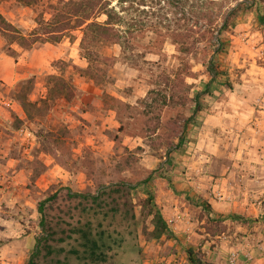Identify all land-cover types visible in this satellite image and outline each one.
Returning a JSON list of instances; mask_svg holds the SVG:
<instances>
[{
    "label": "rangeland",
    "instance_id": "obj_1",
    "mask_svg": "<svg viewBox=\"0 0 264 264\" xmlns=\"http://www.w3.org/2000/svg\"><path fill=\"white\" fill-rule=\"evenodd\" d=\"M71 1L0 0L4 51L19 60L45 48L36 55L37 72L11 89L3 87L28 113L6 126L4 136L13 139L0 144L25 169L21 193L27 199L0 207V216L16 219L14 237L31 236L18 259L0 255L5 264H192L190 247L211 264H264V219L222 221L218 217L227 213L213 205L209 212L183 193L217 207L234 200L230 187L239 202L259 205L251 214L240 213L264 215V134L257 136L254 120L203 129L206 113L237 103L239 83L246 82L252 93L249 106L264 103V95L253 94L264 93V23L258 10L264 13V0H239L243 4L219 36L221 48V42H194L189 50L171 40L125 47L83 42V29L68 27L70 11L78 8ZM213 58L215 76L208 70ZM79 80L91 82L98 93L80 87ZM206 83L210 90L199 98L195 114L196 95ZM61 88L65 95H59ZM61 97L75 102L65 114L56 104ZM201 136L216 151L206 144L189 149ZM151 174L135 189L122 184ZM70 189L101 197H72ZM54 193L43 228L39 204ZM149 198L169 225L160 237Z\"/></svg>",
    "mask_w": 264,
    "mask_h": 264
},
{
    "label": "trees",
    "instance_id": "obj_2",
    "mask_svg": "<svg viewBox=\"0 0 264 264\" xmlns=\"http://www.w3.org/2000/svg\"><path fill=\"white\" fill-rule=\"evenodd\" d=\"M233 1H238V5L233 6ZM70 3L77 4L78 8L75 13L70 11L69 19L67 18V23L70 25L68 27H81L84 31L83 42L97 41L103 44L122 42V46L125 47V42H167L171 40L177 42L179 50H189L195 45L194 42L196 44L197 42H212L213 45L221 42V48L223 40L219 36L229 26L230 16L243 4L239 0H73ZM258 10L260 20L264 23V13L260 6ZM188 42H193V44L190 45ZM215 68V59L213 58L208 65V70L214 76L217 72ZM209 90L210 83H206L205 90L197 93L195 114L201 109L199 98ZM63 91L64 89L61 88L58 91L59 95H65ZM152 178L153 174L137 183L122 182V184L135 189ZM169 181L173 187L171 180ZM107 188L108 186L103 187L102 191ZM177 193L181 192L177 191ZM183 193L196 205L205 207L209 212L213 211L210 202L204 206L189 196L188 192L184 191ZM69 195L94 200L101 197V193L73 192L71 189ZM57 197L58 193H54L41 200L39 204V212L43 215L41 220L43 228L46 227L45 205ZM149 199H152V207L156 210L154 234L160 237L168 230L169 225L158 208L157 202L153 198ZM218 219L242 222L261 221L264 219V215L253 218L240 212H229L220 215ZM186 250L192 264H211L205 258L197 256L193 248H186ZM32 263L33 260L28 264Z\"/></svg>",
    "mask_w": 264,
    "mask_h": 264
},
{
    "label": "crops",
    "instance_id": "obj_3",
    "mask_svg": "<svg viewBox=\"0 0 264 264\" xmlns=\"http://www.w3.org/2000/svg\"><path fill=\"white\" fill-rule=\"evenodd\" d=\"M4 43L5 42H0V144L3 145H5V142L9 141V138L10 141L13 139L11 137L7 139L6 136H4L3 131L5 130L6 126L12 124L15 118H20L22 120H26L28 118V113L26 112V109L24 108V105L21 103V101L11 96H5V90L3 89V87L4 85H7L8 87H10L8 89H11L12 87H14L13 85L18 82V80L28 77L32 72H37V69H39V64L36 63V55L40 52L38 51L39 49H45L44 47L39 49L34 48L27 54L21 55V59L16 60L13 56L7 54L4 51ZM63 54V52H60L57 54V57H60ZM46 55L47 54L45 53L43 56L44 59ZM25 56L27 57V59L24 60V58H26ZM45 61L47 60L45 59ZM42 64L43 67L47 66V62H42ZM79 83L80 87H83L90 92L98 93V90L96 88H93V84L91 82H84L82 80H79ZM84 84H88L90 88H86ZM247 88L248 84L246 82L242 84L239 83L238 87H236L235 93V95L237 96V103H233L232 101V103L230 102V107L223 106L219 111H215L214 113H206L207 115L204 117L203 121V129H205V127H210L213 125L216 126L220 124L224 126H231V124L238 122L245 124L249 120H254L253 126L256 127L255 129L253 127V129L255 131H259V134L257 136L261 137L264 134V130L263 132H260L261 129L259 128L264 129V103L262 102L259 106H249L246 99L247 96L252 93L247 92ZM253 91V94L258 92V95H264L261 90ZM43 92L44 91H42V93ZM74 103L75 102L70 101L65 97H61L58 99L56 104L58 107H60V111L65 114V111L68 107L74 108V106H72ZM192 144H196L198 147L206 144V149L208 151H216V144H210L209 142L204 143L203 136L200 137L197 143L189 142V149L192 148ZM20 163L21 162L19 160V157L11 154V151L0 150V207H6L7 205H9V207H14L18 205V201H25L27 199V196H25L24 194L22 195L21 193V182H23V175H26V173L25 169L21 167ZM226 175L227 176L225 177V180L230 181L232 172H229ZM189 183L190 182H188V185H190ZM227 191H229L232 197H234V200L228 201L226 203L220 202L217 207L213 200H210L211 204L217 209L216 211H219L221 213L239 211L251 214L255 209L258 210L259 205L256 206V202H248L245 200L243 204L241 201L239 202V199H235L237 198V191L232 190L230 187L227 189ZM203 194L207 195V192L205 191ZM245 203H247L248 205H246ZM12 220L16 222L15 218H9V216L4 214H1L0 216V255L2 254L10 259H18V255L20 254V251H22L21 246L25 244V241L29 243L31 241V236H26V238L14 237V233L17 228L16 224ZM11 229L13 233L10 232ZM17 233H19V231H17ZM2 240L10 241H8L7 243L4 242V244H2Z\"/></svg>",
    "mask_w": 264,
    "mask_h": 264
},
{
    "label": "built area",
    "instance_id": "obj_4",
    "mask_svg": "<svg viewBox=\"0 0 264 264\" xmlns=\"http://www.w3.org/2000/svg\"><path fill=\"white\" fill-rule=\"evenodd\" d=\"M0 264H5V261L2 259L1 256H0Z\"/></svg>",
    "mask_w": 264,
    "mask_h": 264
},
{
    "label": "water",
    "instance_id": "obj_5",
    "mask_svg": "<svg viewBox=\"0 0 264 264\" xmlns=\"http://www.w3.org/2000/svg\"><path fill=\"white\" fill-rule=\"evenodd\" d=\"M169 157V154L167 155V158Z\"/></svg>",
    "mask_w": 264,
    "mask_h": 264
}]
</instances>
